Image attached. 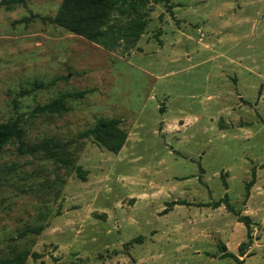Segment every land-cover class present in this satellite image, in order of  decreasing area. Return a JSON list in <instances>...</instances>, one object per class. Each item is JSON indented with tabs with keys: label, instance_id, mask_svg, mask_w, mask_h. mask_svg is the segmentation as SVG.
Wrapping results in <instances>:
<instances>
[{
	"label": "rangeland",
	"instance_id": "rangeland-1",
	"mask_svg": "<svg viewBox=\"0 0 264 264\" xmlns=\"http://www.w3.org/2000/svg\"><path fill=\"white\" fill-rule=\"evenodd\" d=\"M61 1L0 0V123L23 128L0 150V263L264 264V0L120 6L147 20L129 48L50 21Z\"/></svg>",
	"mask_w": 264,
	"mask_h": 264
},
{
	"label": "trees",
	"instance_id": "trees-1",
	"mask_svg": "<svg viewBox=\"0 0 264 264\" xmlns=\"http://www.w3.org/2000/svg\"><path fill=\"white\" fill-rule=\"evenodd\" d=\"M142 0H62L56 15L50 18V21L66 29L67 31L80 35L88 40L98 42L106 47L113 48L124 43L126 48L135 45L143 30L146 27L147 20L141 14L129 16L125 20H116L115 11L120 6L128 5L133 9L137 2ZM83 92L64 93L48 103L38 105L34 111L40 114L62 113L68 110L66 99L68 97H80ZM23 135V128L18 120H12L0 123V150L12 139H20ZM93 140L112 153H118L123 147L127 132L119 126L114 119L100 117L91 129ZM77 171L80 177L83 172L79 167ZM255 181L253 172L252 178L246 183V197L249 188ZM219 205V202L217 203ZM227 207H230L226 203ZM246 228L250 224L248 215L241 216L240 220ZM238 249H241V245ZM37 257L36 252L18 253L12 258L4 259L0 264H24L27 256ZM228 255L239 260L233 253Z\"/></svg>",
	"mask_w": 264,
	"mask_h": 264
}]
</instances>
